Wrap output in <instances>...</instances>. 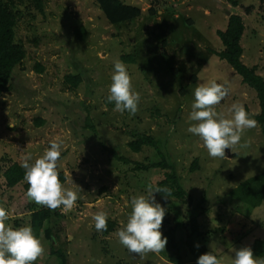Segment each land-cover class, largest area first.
I'll return each instance as SVG.
<instances>
[{"label":"rangeland","instance_id":"374dc122","mask_svg":"<svg viewBox=\"0 0 264 264\" xmlns=\"http://www.w3.org/2000/svg\"><path fill=\"white\" fill-rule=\"evenodd\" d=\"M98 1L40 0L42 9H38L35 0H5L17 16L16 42L26 58L13 72L12 89L0 94V159L8 154L22 164V158L31 153L29 163H34L51 141H63L59 171L66 176L64 186L77 191L79 199L70 210L61 206L53 211L48 225L54 231L52 246L64 253L67 264H175L166 256L175 254L168 244L163 252L140 256L130 253L116 235L127 223L131 199L147 195L148 185L157 187L168 172L164 168L133 172L135 163L162 162L164 156L190 196L185 202L173 200L177 218L188 217L189 210L193 216L202 215L204 233L218 230L208 240L209 251L222 264H232L236 250L264 240V207L242 209L229 195L244 180L264 172V137L257 124L246 130L233 152L225 150L227 158L214 159L187 129L195 123L189 120L195 88L210 80L227 82L230 88L217 111L227 112L239 102L254 114L260 112L256 92L213 51H223L217 31L226 29L230 15H240L245 23L242 61L257 68L264 79V2L238 0L239 6L232 8L227 0H122L140 7L142 16L132 23L113 25ZM249 6L254 11L247 15ZM151 7L156 10L154 16L148 14ZM80 27L87 32L84 41L76 36ZM127 54H136L138 64L125 63L122 56ZM117 59L127 66L140 94L135 115L105 104ZM37 66L44 68L43 73L37 72ZM66 76H81L82 82L72 89L66 85ZM37 118L46 124L36 127ZM85 125L95 126L96 131L82 129ZM135 134L159 140L163 156L151 147L132 152L128 144ZM106 148L132 163L117 161ZM196 159L199 168L192 171ZM1 168L0 203L10 213L7 223L14 228L30 225L27 182L7 190ZM154 196L168 209L166 199L158 192ZM100 211L117 224L106 236L95 229L93 216ZM174 225L173 216L166 213L163 236ZM43 232L40 239L45 252L35 264H55ZM186 234L184 228L175 232L176 245L184 251L179 264H197L184 245Z\"/></svg>","mask_w":264,"mask_h":264},{"label":"clouds","instance_id":"9594fccd","mask_svg":"<svg viewBox=\"0 0 264 264\" xmlns=\"http://www.w3.org/2000/svg\"><path fill=\"white\" fill-rule=\"evenodd\" d=\"M233 69V68H232ZM226 83L210 80L199 84L194 91V102L191 105L189 120L194 121L187 131L203 142L208 155L212 158L225 159V150L235 149L241 145L246 130L255 128L258 121L251 118L242 103H233L225 111H217V106L230 92ZM109 102H114V110L125 111L135 115L138 111L140 94L135 91L132 77L124 62L114 61V72L111 76ZM242 146H247L245 143ZM63 150V141L53 140L43 155L32 160V154H26L22 160L25 169L24 180L28 184L26 196L37 205L55 211L63 206L70 210L79 199L78 192L67 188L60 180L59 160ZM115 190V189H114ZM147 195L134 196L131 199V213L125 226L116 235L119 242L136 255L160 253L165 250L167 237L161 228L166 209L155 200L154 193H167L169 188L147 187ZM10 213L5 204L0 203V264H34L44 255L45 248L30 225L14 228L7 223ZM95 229L107 230L108 213L94 214ZM199 247V245H196ZM197 264H222V260L212 251L198 257ZM232 264H264V258L254 256L251 247H242L235 251Z\"/></svg>","mask_w":264,"mask_h":264},{"label":"trees","instance_id":"16d2710c","mask_svg":"<svg viewBox=\"0 0 264 264\" xmlns=\"http://www.w3.org/2000/svg\"><path fill=\"white\" fill-rule=\"evenodd\" d=\"M38 9H42L40 0H35ZM264 2V0H262ZM232 8H237L239 6L238 0H227ZM99 7L107 20L113 25H125L132 23L136 19L142 16V11L140 7L128 5L122 0H99ZM150 16L156 15V10L151 7L148 10ZM254 11L253 6L246 8L245 13L250 15ZM17 24V16L12 12L8 3L5 0H0V94L9 92L12 89L11 79L15 68L23 63L26 58V53L21 44L16 42L15 36V27ZM245 32V23L243 18L240 15L232 14L229 16L226 29L218 30L217 35L220 38L223 48V51L212 50L215 55H217L221 60L225 61L234 71L241 76L243 83L255 91L260 105V112L254 114L250 111L249 108H245L252 115L251 118L258 121L260 126L261 133L264 137V79L262 76L257 74V68H249L246 64L243 63L242 57L244 56L245 49L241 46V40ZM87 32L85 28L80 27L76 29V36L80 41L86 39ZM162 41V40H160ZM142 44L140 43L139 47ZM122 59L127 64L137 65V56L136 54H127L122 56ZM37 72L43 73L44 68L37 66ZM66 85H70L72 89L77 88L81 82V76H66L65 78ZM83 108L89 113L90 109L88 105H85L84 102L81 103ZM105 104L109 107L115 108L114 102H109L108 98L105 99ZM46 124V121L42 118H37L35 120L36 127H42ZM82 129H89L93 132L95 126L85 125ZM129 148L134 153L142 152L144 147H151L156 149L158 153L162 154L161 142L154 138L153 136L146 134H135L133 135V140L128 144ZM110 154L111 157H114L117 161H122L125 165H129L132 162L127 158L120 157L119 154L113 149H104ZM63 157V156H62ZM2 165H0L2 175L6 182L7 190L15 188L20 183L24 182L25 169L22 168L21 163L13 161L11 157L6 154L1 159ZM164 168L168 169V172L165 174V179L160 181L157 184V187L169 188L171 190V196L167 197V193L158 192L159 196L162 199H166L167 204L169 205L166 209V213H169L173 216L175 225L168 229V233L165 234L167 237V244L169 245L168 249L175 252V254H168L170 261L175 264H179L183 261L184 253L183 248L180 244L176 245L175 232L179 228H184L186 231V240H184V245L188 247L189 253L194 256V259L197 261L198 257L202 254L210 252L207 244L208 240L212 237H215L214 234L218 232L207 231L204 233L201 230V216H193V211L189 210V216L184 219H178V210L176 205L177 203L173 200H180L185 202L186 198H190L187 191L184 189L181 178L177 174L175 167L169 165L166 162L165 157L163 156L162 162H154L149 165L142 163H135V168L131 171H149L151 169ZM199 168V159L194 161L192 166V171H195ZM60 172V180L62 184L66 182V176L62 171ZM28 184L25 185L27 191ZM2 193L0 191V198ZM231 198L237 200L240 203L242 209L251 208L257 209L264 207V172L254 175L253 177L244 180L229 193ZM28 212L30 217V226L33 228L35 235L40 238V234L43 232V238L50 242L51 251L50 256H53L57 261L55 264H67V258L63 252L57 251L52 246L53 242V229L49 228L48 223L50 222L53 216V210L45 206L37 205L35 202H28ZM57 210V209H56ZM55 217L62 218L60 214L54 213ZM17 224H19L17 222ZM117 224L116 221L108 218L107 221V230L102 231L106 236L109 233H112ZM222 230H220L221 232ZM168 236L170 238H168ZM193 239L197 242L199 241V247H197ZM254 256L258 258H264V240L256 239L251 246ZM35 264V262H34Z\"/></svg>","mask_w":264,"mask_h":264}]
</instances>
